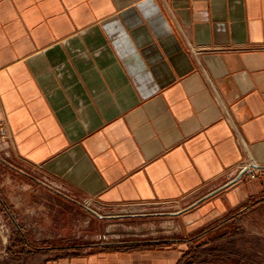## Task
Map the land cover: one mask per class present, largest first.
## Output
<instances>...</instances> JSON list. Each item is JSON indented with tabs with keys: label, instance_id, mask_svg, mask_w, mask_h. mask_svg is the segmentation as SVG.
<instances>
[{
	"label": "crops",
	"instance_id": "1",
	"mask_svg": "<svg viewBox=\"0 0 264 264\" xmlns=\"http://www.w3.org/2000/svg\"><path fill=\"white\" fill-rule=\"evenodd\" d=\"M2 121L71 200L264 207V0H0Z\"/></svg>",
	"mask_w": 264,
	"mask_h": 264
},
{
	"label": "rangeland",
	"instance_id": "2",
	"mask_svg": "<svg viewBox=\"0 0 264 264\" xmlns=\"http://www.w3.org/2000/svg\"><path fill=\"white\" fill-rule=\"evenodd\" d=\"M190 204L71 200L0 138V264H264L256 199L220 217Z\"/></svg>",
	"mask_w": 264,
	"mask_h": 264
},
{
	"label": "built area",
	"instance_id": "3",
	"mask_svg": "<svg viewBox=\"0 0 264 264\" xmlns=\"http://www.w3.org/2000/svg\"><path fill=\"white\" fill-rule=\"evenodd\" d=\"M9 137L8 129L6 126V122H0V138L7 139ZM238 172L246 173L250 178H255L258 176V170L254 168L253 164L250 160H244L240 166L237 168Z\"/></svg>",
	"mask_w": 264,
	"mask_h": 264
},
{
	"label": "trees",
	"instance_id": "4",
	"mask_svg": "<svg viewBox=\"0 0 264 264\" xmlns=\"http://www.w3.org/2000/svg\"><path fill=\"white\" fill-rule=\"evenodd\" d=\"M116 250H118V249H116ZM123 250H125V249H123ZM191 251H189V250H187L185 253H184V256H183V258H188L189 257V255L191 256H193V258L195 259L196 258V255L195 254H193V253H190ZM195 256V257H194ZM181 259V258H180Z\"/></svg>",
	"mask_w": 264,
	"mask_h": 264
},
{
	"label": "water",
	"instance_id": "5",
	"mask_svg": "<svg viewBox=\"0 0 264 264\" xmlns=\"http://www.w3.org/2000/svg\"><path fill=\"white\" fill-rule=\"evenodd\" d=\"M233 183V182H232Z\"/></svg>",
	"mask_w": 264,
	"mask_h": 264
}]
</instances>
